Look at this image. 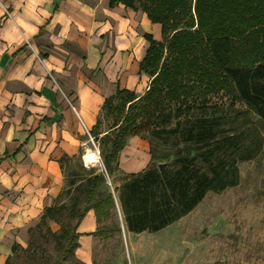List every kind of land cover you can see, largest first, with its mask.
<instances>
[{
	"label": "trees",
	"instance_id": "16d2710c",
	"mask_svg": "<svg viewBox=\"0 0 264 264\" xmlns=\"http://www.w3.org/2000/svg\"><path fill=\"white\" fill-rule=\"evenodd\" d=\"M116 3L161 25V40L145 34L140 69L149 87L142 95L117 88L105 99L91 130L105 170L80 157L62 202L45 208L28 245L15 243L4 264H87L75 250L89 210L103 241L123 227L158 232L208 192L238 185L239 162L264 159V0H110ZM132 135L148 141L151 159L141 171L122 172L119 154Z\"/></svg>",
	"mask_w": 264,
	"mask_h": 264
},
{
	"label": "crops",
	"instance_id": "0c3cea01",
	"mask_svg": "<svg viewBox=\"0 0 264 264\" xmlns=\"http://www.w3.org/2000/svg\"><path fill=\"white\" fill-rule=\"evenodd\" d=\"M145 34L161 40V25L110 0H0V264L15 243L28 245L45 208L62 202L70 169L79 162L100 169L99 159L85 160L96 152L90 137L99 150L91 130L117 88L148 89L151 77L140 69ZM150 159L148 141L132 135L120 171H141ZM96 229L91 209L79 222L75 250L87 264Z\"/></svg>",
	"mask_w": 264,
	"mask_h": 264
},
{
	"label": "rangeland",
	"instance_id": "374dc122",
	"mask_svg": "<svg viewBox=\"0 0 264 264\" xmlns=\"http://www.w3.org/2000/svg\"><path fill=\"white\" fill-rule=\"evenodd\" d=\"M90 145L97 152L91 139ZM98 159L102 168L101 155ZM238 167V185L208 192L166 228L138 234L124 229L107 241L96 238L91 264H264V159Z\"/></svg>",
	"mask_w": 264,
	"mask_h": 264
},
{
	"label": "bare ground",
	"instance_id": "6f19581e",
	"mask_svg": "<svg viewBox=\"0 0 264 264\" xmlns=\"http://www.w3.org/2000/svg\"><path fill=\"white\" fill-rule=\"evenodd\" d=\"M98 154L96 152L90 151L85 155V160L88 163L95 162L98 160Z\"/></svg>",
	"mask_w": 264,
	"mask_h": 264
},
{
	"label": "water",
	"instance_id": "95a60500",
	"mask_svg": "<svg viewBox=\"0 0 264 264\" xmlns=\"http://www.w3.org/2000/svg\"><path fill=\"white\" fill-rule=\"evenodd\" d=\"M166 166L165 162L160 163V169H163Z\"/></svg>",
	"mask_w": 264,
	"mask_h": 264
},
{
	"label": "built area",
	"instance_id": "2783aa9c",
	"mask_svg": "<svg viewBox=\"0 0 264 264\" xmlns=\"http://www.w3.org/2000/svg\"><path fill=\"white\" fill-rule=\"evenodd\" d=\"M91 138V140H92V142H93V138L92 137H90ZM97 148V147H96ZM97 152L99 153V150L97 149ZM103 169H104V166L102 167ZM105 170V169H104Z\"/></svg>",
	"mask_w": 264,
	"mask_h": 264
}]
</instances>
